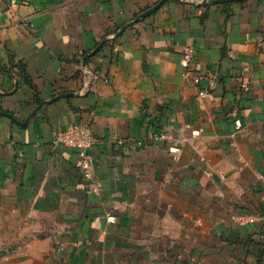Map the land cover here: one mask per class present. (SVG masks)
Masks as SVG:
<instances>
[{
    "label": "crops",
    "instance_id": "1",
    "mask_svg": "<svg viewBox=\"0 0 264 264\" xmlns=\"http://www.w3.org/2000/svg\"><path fill=\"white\" fill-rule=\"evenodd\" d=\"M160 1L0 0V112L24 123L73 95L25 127L0 115V264H264V0H168L81 69ZM186 46L215 85L204 104ZM74 124L97 194L52 144Z\"/></svg>",
    "mask_w": 264,
    "mask_h": 264
},
{
    "label": "built area",
    "instance_id": "2",
    "mask_svg": "<svg viewBox=\"0 0 264 264\" xmlns=\"http://www.w3.org/2000/svg\"><path fill=\"white\" fill-rule=\"evenodd\" d=\"M17 0H10V5L15 6ZM196 51L193 47L186 46L182 53V64L185 66L186 71L183 75L186 81H189L196 90V100L200 104L206 103L211 96L215 85H213L206 76L200 73L195 66ZM88 71L85 72L87 74ZM89 83L98 80V74L89 75ZM243 93L249 91L247 84L241 85ZM236 116V114H234ZM171 137L165 132H158L151 135V140L154 142H162L169 140ZM95 142L94 135L90 126L83 124H74L69 126L65 131L58 133L53 138V147L55 149L64 147L65 149L75 151L78 157V167L82 181L88 183V189L90 192L97 194L100 186L94 181L92 173V156L91 148ZM119 145H123V142H119ZM264 183V178H263ZM107 224L113 223V217L108 215L106 218Z\"/></svg>",
    "mask_w": 264,
    "mask_h": 264
},
{
    "label": "water",
    "instance_id": "3",
    "mask_svg": "<svg viewBox=\"0 0 264 264\" xmlns=\"http://www.w3.org/2000/svg\"><path fill=\"white\" fill-rule=\"evenodd\" d=\"M168 0H161L159 3H157L155 6H153L152 8L148 9L147 11L141 13L139 16H137L136 19L132 20L129 23H126L125 25L122 26V28L114 35L109 36L104 38L100 44L96 47L95 50H93L92 52L88 53L81 61V69L82 71L85 73L87 71V64L88 61L93 58L94 56H96L102 49L103 47L110 41L116 40L118 39L126 29H128L129 27L141 22L142 20L148 18L149 16L153 15L155 12H157ZM182 2H187V0H181ZM228 1H241V0H219L217 2H228ZM72 94H62L48 102H38V108L29 116V118L27 119L26 122L24 123H18L12 116L5 114V113H1L0 115L5 116L9 119H11L13 122L17 123L19 126L25 127L28 123V121L39 111L41 110V108H43L44 106H48L51 105L55 102H57L58 100L61 99H65V98H69L72 97Z\"/></svg>",
    "mask_w": 264,
    "mask_h": 264
}]
</instances>
